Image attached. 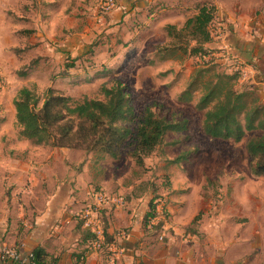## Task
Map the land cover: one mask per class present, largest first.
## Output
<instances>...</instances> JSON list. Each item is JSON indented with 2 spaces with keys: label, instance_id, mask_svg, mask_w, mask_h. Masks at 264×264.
<instances>
[{
  "label": "crops",
  "instance_id": "1",
  "mask_svg": "<svg viewBox=\"0 0 264 264\" xmlns=\"http://www.w3.org/2000/svg\"><path fill=\"white\" fill-rule=\"evenodd\" d=\"M204 3L214 7V19L212 41L203 47L211 50L217 46L245 63L258 65V70L250 66L247 78L249 88L264 102V74L260 73L264 71V0H116L102 23L95 20L96 0H11L17 16L15 37L20 42L27 38L23 33L35 37L14 47L18 58L23 53L28 57L20 68L34 62L25 75H18L19 68L16 76L27 79L39 73L64 92L82 83L119 78L115 76L118 70L131 63L167 67L168 75L153 74L158 81L173 74L177 77L180 71L187 79L189 72L183 74L182 66L189 68L192 59L170 46L166 26L180 28ZM70 60L74 66L68 69L69 75L52 80ZM12 110L15 121L14 105ZM4 116H0V131L7 121ZM253 133L264 132L246 133L239 141L244 149ZM10 139L7 151L2 149L0 154V243L16 247L23 256L40 248L46 264H264V221L257 219L264 207L256 204L248 222L227 224L218 214L207 221L191 201L194 194L180 195V182L174 176L169 178L171 200L163 226H151L146 219L149 197L145 200L130 194L124 206L101 211L106 238L115 250H94L80 212L89 202L88 193L98 175L97 159L92 160L90 152L80 148L35 145L19 138L18 132L17 141ZM187 161L174 163L176 170L179 172V165L188 166ZM248 169L251 177L264 178L252 175L249 157ZM213 181L220 183L218 178ZM154 189L149 195L153 196ZM253 195L262 194L255 191ZM199 213L200 218L193 222ZM244 228L251 231L247 240L241 232ZM245 248L252 252L247 254ZM0 264L28 263L0 258Z\"/></svg>",
  "mask_w": 264,
  "mask_h": 264
},
{
  "label": "rangeland",
  "instance_id": "2",
  "mask_svg": "<svg viewBox=\"0 0 264 264\" xmlns=\"http://www.w3.org/2000/svg\"><path fill=\"white\" fill-rule=\"evenodd\" d=\"M32 15H29L30 18ZM16 19L11 0L0 2V69L2 72L0 116L5 115L4 117L7 119L1 126L0 154L2 149L6 150L8 147L10 138L17 141L18 126L13 119L14 111L12 110L16 90L22 85H27L34 87L38 93H42L49 85V78L42 77L43 75H39V73L27 79L17 78L15 71H18L21 65L28 60V57L26 53H23V58H18L19 52L15 54L14 47L22 46V43H27L28 39L34 40L35 37L23 33L25 35L22 34V37L26 36L27 38L20 42L14 33ZM225 52V49L216 46L210 50L206 57H201L199 54L190 55L192 61L189 68L182 66V69H185L183 74L189 72L187 79L180 76L182 72L179 70V76L176 77L173 74L158 81L153 79V74L168 75L170 70H167V67L159 69L158 66L153 67L146 64L140 67L139 63H131L128 68L125 64L123 69L118 70L115 76H118L127 86L138 119L141 118L144 107L151 105L152 110L159 117L174 121L185 118L189 120V123L187 130L182 133H167L163 142L144 159L145 163L142 166L136 165L130 156V152L134 148L133 138L122 146L121 155L117 159L101 158L97 153L90 152L91 159H97L98 163L96 167L98 175L92 181L90 190L103 189L121 194L126 203L130 194L145 200L149 197L150 205L153 204L152 202L154 204L162 202L165 207L171 200L167 195L170 190L168 188L169 178L174 176L180 182V195L185 192L194 194L191 201L196 210L204 213L207 221L214 220L215 215L218 214L227 224L239 220L248 222L250 216L255 214L256 204L264 207V178H253L249 174L248 157L243 141L235 143L206 136L201 129L203 112L196 109L197 100L201 95L200 89L193 91L190 99H187L186 95H182L191 82L192 75L198 69L204 70V77L200 79L212 82L216 81L217 76L228 71L234 73V69H229V60L226 59L228 52ZM57 58L59 59V57ZM165 70L167 71L165 72ZM143 82L145 83L143 84ZM231 83L239 90L251 85L248 78L243 80L239 75L237 79H232ZM99 85L96 82L82 83L78 86L67 87L65 92L74 96L76 100H81L84 97L101 98L97 92ZM197 86L202 87L201 85ZM246 138L247 136L243 140ZM174 140H181V144L176 147L169 146V143ZM82 151L85 152L83 149ZM180 153H186L190 161H187L188 166L179 165L178 172L177 167L169 159L175 158ZM214 178H218L220 183L213 181ZM151 188H155L152 192L153 196L149 195ZM255 191L262 195H253ZM151 197L152 199H150ZM257 219L264 221V214H260ZM241 232L244 233V240L250 238V228H244ZM245 250L247 254L252 252H247V250H251L248 248Z\"/></svg>",
  "mask_w": 264,
  "mask_h": 264
},
{
  "label": "trees",
  "instance_id": "3",
  "mask_svg": "<svg viewBox=\"0 0 264 264\" xmlns=\"http://www.w3.org/2000/svg\"><path fill=\"white\" fill-rule=\"evenodd\" d=\"M213 19L214 7L204 3L196 14L186 18L180 28L167 25L166 31L171 37L170 46L179 50L183 56L208 55L210 49L203 45L212 41L210 25ZM246 63L254 70L259 69L252 62ZM30 65L20 68L18 75H25ZM73 66L72 60L65 62L63 69L51 79L66 78L69 75L68 69ZM203 71L202 68L198 69L182 92V95L190 99L193 91L200 89L196 109L203 112V133L212 138L239 142L248 132H264V102L260 101L250 86L236 89L231 80L237 79L239 73H224L212 82L202 80ZM260 73L264 74V71L260 70ZM97 92L101 98L84 97L76 100L53 85L47 86L42 93H38L34 87L22 86L13 100L18 137L28 139L35 145L80 148L87 153H97L101 158L111 159L119 158L122 146L133 138L134 148L130 156L136 165L142 166L144 159L163 142L167 133L178 134L187 130L189 120L182 118L174 121L159 117L151 105L144 107L138 119L133 99L120 78L102 82ZM169 144L175 147L181 144V140ZM245 149L252 175L264 177V133L249 135ZM188 159L186 153H180L169 160L171 163H179ZM152 203L146 218L148 221L154 215L156 204ZM164 214L165 217L168 215L165 208ZM200 215L197 214L193 222ZM106 243L111 241L106 238ZM32 254L35 264H46L42 249L38 248Z\"/></svg>",
  "mask_w": 264,
  "mask_h": 264
},
{
  "label": "built area",
  "instance_id": "4",
  "mask_svg": "<svg viewBox=\"0 0 264 264\" xmlns=\"http://www.w3.org/2000/svg\"><path fill=\"white\" fill-rule=\"evenodd\" d=\"M116 6V0H96L95 4V20L97 23H102L105 16ZM226 59L229 60V65L234 72H238L242 79H246L251 69L250 65L243 62L234 53H227ZM2 72L0 69V87H1ZM89 202L80 212V219L82 225L91 234V247L94 250L114 251V244L106 243L104 223L101 218V211L107 207H122L125 205L124 197L121 194H116L103 189H96L89 191ZM164 204L158 202L155 206L154 215L149 219L151 226L165 224ZM124 236L123 232L119 233ZM163 238L160 234L159 239ZM0 258L2 260L27 262L28 264H35L32 260L33 254L23 256L16 247L9 246L5 243H0ZM113 260V259H112ZM111 260V261H112Z\"/></svg>",
  "mask_w": 264,
  "mask_h": 264
}]
</instances>
